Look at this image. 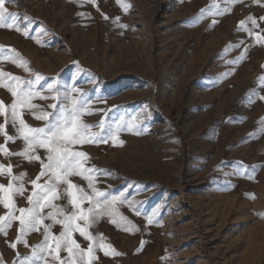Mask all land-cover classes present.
I'll use <instances>...</instances> for the list:
<instances>
[{
	"label": "rangeland",
	"instance_id": "obj_1",
	"mask_svg": "<svg viewBox=\"0 0 264 264\" xmlns=\"http://www.w3.org/2000/svg\"><path fill=\"white\" fill-rule=\"evenodd\" d=\"M126 2L127 11L117 0L82 6L78 0H9L6 6L20 14L18 22L30 35L0 29V45L16 49L32 70L0 60L4 71L24 80L40 73L44 79L36 87L45 96L52 95L49 83L60 93L75 85L93 109L104 110L86 115L89 124L106 118L114 127L122 118L126 126L134 125L122 129L116 142L77 146L90 158L86 166L101 170L97 187L132 202L117 208L139 229L124 231L123 224L103 218L90 231L103 234L104 243L123 255L97 250L93 264H264V86L258 82L264 75V44L239 28L251 16L259 25L255 31L264 29V0H241L216 15L229 6L226 0ZM213 3L219 8L210 7ZM13 99L0 87V100L9 105ZM33 103L50 110L53 101ZM24 119L34 127L44 123L27 111ZM6 130L17 136L11 124ZM7 148L22 151L24 142L17 138ZM38 153L45 155L43 149ZM0 163H11L13 174L26 172V180L41 168L39 162L3 153ZM0 181L7 184L8 178ZM26 187L30 191L31 185ZM25 195L16 197L18 207L28 206ZM13 225L9 232L17 237L18 224ZM60 230L59 225L52 229ZM35 233L26 237L28 245ZM75 238L88 246L78 233ZM23 245L9 250L11 258L0 252L6 264H13L20 248L21 256L30 255Z\"/></svg>",
	"mask_w": 264,
	"mask_h": 264
},
{
	"label": "snow or ice",
	"instance_id": "obj_2",
	"mask_svg": "<svg viewBox=\"0 0 264 264\" xmlns=\"http://www.w3.org/2000/svg\"><path fill=\"white\" fill-rule=\"evenodd\" d=\"M7 2L9 0H0V29L15 30L29 36V29L22 28L18 22L20 14L10 11L6 6ZM117 2L125 11L131 7L126 0H117ZM226 2L229 6L214 15L230 11L231 6L241 0H226ZM256 2L258 3L259 0ZM78 3L81 6L84 3L96 5V0H78ZM210 7L219 8V5L213 3ZM205 11L201 10V18ZM78 15L87 14L78 13ZM24 19L31 20L26 14ZM260 20L264 21V17ZM249 22L253 25L252 28L247 27ZM215 23L217 21L214 19L213 25ZM258 27L256 18L251 16L239 22V28L246 31L249 37L254 36L256 43L264 44V35L261 34L264 29L257 32L255 29ZM231 47L233 45H228L225 51ZM246 52L247 48H245ZM241 58L238 57L237 60ZM0 60L10 61L24 68L25 71H32L28 68L29 62L14 48L0 45ZM235 62L227 61V63ZM43 79L40 73H34V79L24 80L0 67V87L7 89L14 98L9 105L0 100V117L4 119V123L0 124V134L5 137V144L0 145V153L6 157L21 156L29 163L39 162L41 166L39 174L34 179L26 180V172L13 174L11 163L7 165L0 163V176L8 178L7 184L0 183V206L5 209L4 214L0 215V235L7 236L12 225L18 223L16 241L9 243L13 249H16L18 243L29 246L26 237L32 232H42L43 235L40 243L30 246V255L21 256L17 252L13 264H93L98 259L97 250H102L105 256L123 255L111 244L104 243L106 238L103 234L93 235L90 229L107 217L113 225L121 227L123 224L124 231L132 232L135 226L131 225V221L119 213L117 208L118 204H127L131 207L132 202L123 193L112 195L97 187L96 174L101 170L94 165L86 166L90 158L86 152L78 150L77 146L108 143L109 140L116 142L118 133L122 129L127 127L131 130L134 125L126 126L122 118L114 127L107 125L106 118H101L96 124L87 123L84 119L86 115L97 114L104 110L93 109L92 101L75 85L60 93L55 82L49 83L47 89L52 95H43L36 87ZM258 82L264 86V75ZM36 98L51 99L53 103L48 105L50 110L33 103ZM260 99L264 100V97ZM25 111L34 119L43 121V126L29 125L24 119ZM260 123L264 125V118H261ZM8 124L14 127L17 136L9 135L6 130ZM94 128L100 131H93ZM17 138L23 140L24 148L22 151L12 152L7 148V143L15 142ZM119 143L123 144V141ZM38 149L44 150L43 157L39 155ZM72 177L85 180L87 186L75 183ZM26 183L31 185L30 191ZM25 192H29L26 196L28 206L18 207L16 197L24 196ZM61 199L65 200L66 204L57 203ZM46 220L51 222L45 223ZM146 220L149 225L153 223L151 216ZM56 225L61 228L58 234L52 231ZM77 233L88 242L86 248L82 247L75 238ZM143 243L144 241H141V246ZM62 252L66 255L61 256ZM0 264H6L2 254H0Z\"/></svg>",
	"mask_w": 264,
	"mask_h": 264
},
{
	"label": "bare ground",
	"instance_id": "obj_3",
	"mask_svg": "<svg viewBox=\"0 0 264 264\" xmlns=\"http://www.w3.org/2000/svg\"><path fill=\"white\" fill-rule=\"evenodd\" d=\"M25 49V48H24ZM28 51V50H27ZM26 52V51H25ZM28 53V52H27ZM30 57L32 56V55H29ZM31 58H33V57H31ZM40 153H42V152H40ZM45 153V152H44ZM19 160V159H18ZM17 162V161H16ZM17 163H19V162H17ZM9 164V163H8ZM21 164V163H20ZM19 165V164H18ZM28 167H29V165H27ZM23 167V166H22ZM25 167V166H24ZM19 168V167H18ZM15 169V168H14ZM36 169V168H35ZM27 171H28V169H27ZM15 174L16 175H18L19 173H21V172H23L22 170H15ZM33 172V171H32ZM14 173V172H13ZM34 173V172H33ZM2 178V177H1ZM3 179H4V177H3ZM2 179V180H3ZM28 179V178H27ZM7 182V180H5L4 179V182ZM1 182V181H0ZM27 184V183H26ZM26 193V192H25ZM26 196V195H25ZM19 198V197H18ZM26 198H24L23 200H25ZM22 200V201H23ZM62 201H63V199H61ZM17 199H16V203H17ZM18 202H20V201H18ZM24 202V201H23ZM22 202V203H23ZM59 203V202H58ZM60 203H61V201H60ZM65 203V202H64ZM18 204V203H17ZM2 209L3 208H0V214H2ZM51 221H45V223H50ZM107 223V222H106ZM18 224V223H17ZM104 225H106V224H104ZM14 226V225H13ZM14 228H15V226H14ZM54 228V227H53ZM95 228H97V226L95 227ZM93 229V228H92ZM106 229V228H105ZM15 230V229H14ZM14 230H12V231H14ZM17 230V229H16ZM92 232H94L93 230H91ZM9 232V231H8ZM35 234H37V236L36 237H34V238H32V240H31V242H30V244H29V249L31 250V247L30 246H32V245H36V244H38V243H40L41 242V240L43 239V235H42V232H36ZM94 234V233H93ZM33 235V234H32ZM31 235V236H32ZM30 237V236H29ZM16 241V236L15 235H13V233L12 232H9V233H7V236H4V235H0V252L1 253H3L4 255H9V250L12 248V247H10L9 246V243L10 242H15ZM28 243V242H27ZM24 246V245H23ZM27 247V246H26ZM21 249V248H20ZM19 249V250H20ZM28 249V248H27ZM12 250V249H11ZM15 250H17V247H16V249ZM19 250H18V252H19ZM23 250H26V248L25 249H23ZM22 250V251H23ZM16 252V251H15ZM30 252V251H29ZM7 253V254H6ZM20 254V253H19ZM15 256V255H14ZM9 258H11V254L9 255ZM8 258V259H9Z\"/></svg>",
	"mask_w": 264,
	"mask_h": 264
}]
</instances>
